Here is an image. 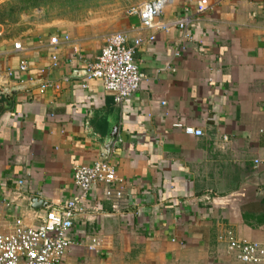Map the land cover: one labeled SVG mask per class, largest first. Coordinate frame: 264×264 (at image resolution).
I'll use <instances>...</instances> for the list:
<instances>
[{
    "label": "crops",
    "instance_id": "1",
    "mask_svg": "<svg viewBox=\"0 0 264 264\" xmlns=\"http://www.w3.org/2000/svg\"><path fill=\"white\" fill-rule=\"evenodd\" d=\"M198 1L163 0L158 18L189 14L188 40L176 28L138 29L127 12L101 30L34 20L8 35L0 22V234L16 220L38 229L77 194L74 168L105 160L120 179L118 209L94 185L59 264H244L218 237L230 230L264 244V164H253L264 159L262 0H207L201 14ZM110 32L129 46L144 39L133 55L143 80L120 104L83 76ZM42 81L50 86L40 93Z\"/></svg>",
    "mask_w": 264,
    "mask_h": 264
},
{
    "label": "built area",
    "instance_id": "2",
    "mask_svg": "<svg viewBox=\"0 0 264 264\" xmlns=\"http://www.w3.org/2000/svg\"><path fill=\"white\" fill-rule=\"evenodd\" d=\"M264 8V0L261 1ZM163 9V0H147L135 7L128 9L129 16L138 18V29L161 30L167 32L176 28L183 33V39H189L186 32L190 22L189 14L171 19L167 22L158 20ZM210 9L207 0H199L195 6V12L201 14ZM66 39V37H65ZM154 40V36L147 37V41ZM143 38H136L132 46L127 45L126 36L120 32H113L105 36L103 45L96 59L84 63V79H99L105 90L113 96V101L120 104L132 97L140 88L143 80L133 55L135 48L142 44ZM49 43H57L55 37L50 38ZM19 44H14L18 49ZM185 47L180 46V50ZM178 49V50H179ZM178 54V51L175 52ZM50 66L58 65L55 54L50 56ZM27 63L20 61L19 69L26 70ZM48 81H42L39 92L43 93L49 87ZM85 87V84L83 85ZM165 105V101H160ZM182 129L186 135L199 137L203 133L199 128L185 125L180 121L173 124ZM226 138L224 137V140ZM253 164H264V159L255 158ZM73 182L78 189L77 194L66 201L60 209H49L43 216L38 229L25 227L21 220L15 221L12 232L0 234V264H59L73 242L68 238L72 227V217L83 211V201L88 191L96 184L107 186L104 196L112 200L114 210L118 209L122 192L111 186L120 181L115 168L105 160L94 161L89 165H80L73 170ZM211 202L220 197L211 196ZM219 241L226 244L227 250L244 264H264V244L257 241H245L237 239L230 230H225L218 237ZM88 249L95 250V245H88Z\"/></svg>",
    "mask_w": 264,
    "mask_h": 264
},
{
    "label": "rangeland",
    "instance_id": "3",
    "mask_svg": "<svg viewBox=\"0 0 264 264\" xmlns=\"http://www.w3.org/2000/svg\"><path fill=\"white\" fill-rule=\"evenodd\" d=\"M142 1L146 0H47L46 6L22 9L17 0H2L0 22L7 23L8 35L20 33L28 22L34 20H57L78 30H101L113 26L120 15H126L129 8ZM114 2L120 7H106ZM22 15L25 16L21 18Z\"/></svg>",
    "mask_w": 264,
    "mask_h": 264
},
{
    "label": "trees",
    "instance_id": "4",
    "mask_svg": "<svg viewBox=\"0 0 264 264\" xmlns=\"http://www.w3.org/2000/svg\"><path fill=\"white\" fill-rule=\"evenodd\" d=\"M19 1V7H42L47 5V0H17ZM27 9V8H26Z\"/></svg>",
    "mask_w": 264,
    "mask_h": 264
},
{
    "label": "water",
    "instance_id": "5",
    "mask_svg": "<svg viewBox=\"0 0 264 264\" xmlns=\"http://www.w3.org/2000/svg\"><path fill=\"white\" fill-rule=\"evenodd\" d=\"M111 142H112V140L110 141V144H111ZM110 144H109V145H110Z\"/></svg>",
    "mask_w": 264,
    "mask_h": 264
}]
</instances>
